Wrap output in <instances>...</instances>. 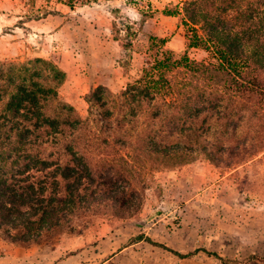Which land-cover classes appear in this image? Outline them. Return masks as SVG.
I'll use <instances>...</instances> for the list:
<instances>
[{"label":"rangeland","instance_id":"rangeland-1","mask_svg":"<svg viewBox=\"0 0 264 264\" xmlns=\"http://www.w3.org/2000/svg\"><path fill=\"white\" fill-rule=\"evenodd\" d=\"M181 1L0 0V60L41 57L55 64L65 74L56 100L73 99V117L90 111L96 118L102 109L93 96L115 97L137 77L144 35L167 39L175 57L186 50L194 59L207 57L187 48L181 18L173 13ZM100 86L105 89L96 92ZM168 133L178 136L175 129ZM106 138L88 153L106 170L105 185L80 193L85 207L75 215L86 212L87 222L41 243H11L0 234V264H250V254L264 257L262 161L227 166L228 150L188 152L182 136L179 149L150 137L133 136L124 145ZM169 248L195 252L182 258Z\"/></svg>","mask_w":264,"mask_h":264},{"label":"trees","instance_id":"trees-1","mask_svg":"<svg viewBox=\"0 0 264 264\" xmlns=\"http://www.w3.org/2000/svg\"><path fill=\"white\" fill-rule=\"evenodd\" d=\"M173 13L181 18L187 48H200L207 57L194 59L187 50L175 57L167 39L144 35L145 60L137 77L115 97L94 95L102 109L96 118L90 111L73 117L74 108L56 100L65 74L55 64L41 57L0 60L4 240L51 241L61 231H75V222L86 223V212L75 215L85 207L80 193L105 185L106 170V163L88 158L89 149L98 151L109 135L122 145L133 136L150 137L172 149H179L176 139L182 136L188 152L228 150L227 166L264 163V0H182ZM100 89L105 88L95 90ZM170 129L178 136L166 134ZM198 134H204V144ZM169 250L182 258L195 252ZM201 250L226 262L217 252ZM247 261L264 257L250 254Z\"/></svg>","mask_w":264,"mask_h":264},{"label":"crops","instance_id":"crops-1","mask_svg":"<svg viewBox=\"0 0 264 264\" xmlns=\"http://www.w3.org/2000/svg\"><path fill=\"white\" fill-rule=\"evenodd\" d=\"M59 98H60V96H59ZM79 98V97H78ZM64 103H66V104H68V105H71L73 108H76L77 109V107H76V105H74L75 104V101L73 100V99H66V98H63V99H61ZM86 112V111H81V112H79V114L82 116L84 113Z\"/></svg>","mask_w":264,"mask_h":264}]
</instances>
